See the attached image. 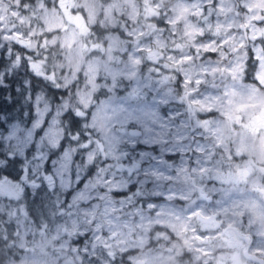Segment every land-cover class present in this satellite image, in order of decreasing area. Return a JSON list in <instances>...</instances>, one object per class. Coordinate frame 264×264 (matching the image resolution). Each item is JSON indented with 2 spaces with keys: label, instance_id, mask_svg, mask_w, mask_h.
I'll use <instances>...</instances> for the list:
<instances>
[{
  "label": "snow or ice",
  "instance_id": "1",
  "mask_svg": "<svg viewBox=\"0 0 264 264\" xmlns=\"http://www.w3.org/2000/svg\"><path fill=\"white\" fill-rule=\"evenodd\" d=\"M6 10L0 264H264V0Z\"/></svg>",
  "mask_w": 264,
  "mask_h": 264
},
{
  "label": "rangeland",
  "instance_id": "2",
  "mask_svg": "<svg viewBox=\"0 0 264 264\" xmlns=\"http://www.w3.org/2000/svg\"><path fill=\"white\" fill-rule=\"evenodd\" d=\"M11 3H16V0H11ZM0 18H3L4 20V27H9L10 26V21H15L17 18L14 17L11 13L10 10H6V11H3V12H0ZM24 23L26 24L27 23V20L25 19Z\"/></svg>",
  "mask_w": 264,
  "mask_h": 264
}]
</instances>
